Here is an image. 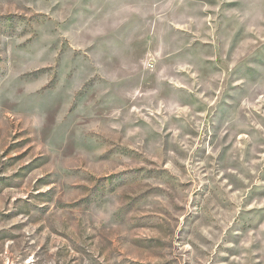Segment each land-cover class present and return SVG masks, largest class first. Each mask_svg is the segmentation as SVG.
Instances as JSON below:
<instances>
[{"label": "rangeland", "instance_id": "rangeland-1", "mask_svg": "<svg viewBox=\"0 0 264 264\" xmlns=\"http://www.w3.org/2000/svg\"><path fill=\"white\" fill-rule=\"evenodd\" d=\"M0 264H264V0H0Z\"/></svg>", "mask_w": 264, "mask_h": 264}]
</instances>
